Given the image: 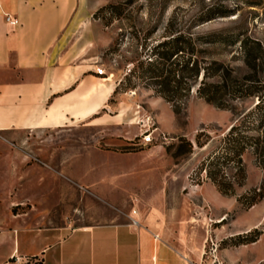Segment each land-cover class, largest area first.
I'll use <instances>...</instances> for the list:
<instances>
[{"label":"rangeland","instance_id":"obj_1","mask_svg":"<svg viewBox=\"0 0 264 264\" xmlns=\"http://www.w3.org/2000/svg\"><path fill=\"white\" fill-rule=\"evenodd\" d=\"M117 1L121 0H88V9L69 38L76 54L90 61L92 87L109 85L115 91L124 72L152 45L167 39V32L172 30L228 33L234 38L242 35L240 41L257 40L264 48V0H126V17L105 28L94 14ZM120 33L124 35L121 52L105 56ZM212 56L241 82L251 75L239 46L233 51H214ZM214 59H206L205 64ZM101 74L111 80L97 76ZM203 76L204 71L193 84L179 116L170 103L138 84L125 92L113 91L107 109L97 115L106 117L98 119L96 125L76 122L53 134H29L22 141L0 136V182L8 177L9 150L19 148L33 147L41 154L31 161L23 157V167L52 165L65 171V178L58 177L59 185L65 183L63 193L58 192L56 179H49V192L37 200H29L31 193L25 192L9 210L7 199H0V215L3 210L21 214L25 222L38 224L36 218L48 213L57 222L56 216L62 212L66 223L77 224L85 221L84 217L93 220L90 214L96 215L98 223L124 222L134 209L142 207L177 211L187 226L186 235L194 242L202 241L199 264H264V199L253 206L246 201L255 190L264 189V167L256 162L251 150L247 151L243 155L242 186L237 184L234 166L227 167L226 176L235 188V194L228 196L218 191L205 169L209 156L220 149L231 127L239 124L259 100H230L231 109L217 108L196 94ZM219 80L215 77L209 82ZM121 110L124 115L117 117ZM136 122L138 125H134ZM148 131L155 142L142 146V135ZM73 171L96 178V184L92 188L73 184L67 180ZM26 180L24 176L19 179L20 188ZM34 186L35 182L29 184L32 189ZM7 244L5 248L10 247ZM10 264L43 263L27 258Z\"/></svg>","mask_w":264,"mask_h":264},{"label":"crops","instance_id":"obj_2","mask_svg":"<svg viewBox=\"0 0 264 264\" xmlns=\"http://www.w3.org/2000/svg\"><path fill=\"white\" fill-rule=\"evenodd\" d=\"M86 9L88 0H0V136L22 141L35 132L53 134L76 122L96 125L106 117L97 115L107 109L114 88L92 87L90 61L78 56L69 43ZM7 15L17 18L19 25H10ZM123 115L124 110L116 114ZM165 127L169 130L171 126ZM37 155L41 154L33 147L9 150L8 177L0 182V199H7L9 210L23 193L30 191L29 200H37L49 192V179H56L59 185L58 177L65 178L60 166L23 167V157L31 161ZM22 176L27 180L20 188ZM67 180L85 188L96 184V178L74 171ZM33 182L32 189L29 184ZM64 188L61 182L57 190L63 193ZM136 210L124 222L98 223L96 215L90 214L93 220L84 217L77 224L66 223L62 212L56 216L57 222L48 213L36 218V224L3 210L0 264L27 258L43 264L200 263L202 241L194 242L186 235L187 226L179 212ZM8 242L10 247L5 248Z\"/></svg>","mask_w":264,"mask_h":264},{"label":"trees","instance_id":"obj_3","mask_svg":"<svg viewBox=\"0 0 264 264\" xmlns=\"http://www.w3.org/2000/svg\"><path fill=\"white\" fill-rule=\"evenodd\" d=\"M128 4L126 0L110 2L100 7L94 18L105 28H109L116 20L126 17L125 8ZM167 34V39L152 45L145 56L138 58L136 64L124 72L114 94L134 89L140 84L170 103L175 114L179 116L184 101L192 93L193 84L204 71L203 80L196 94L217 108L231 109L230 100L257 97L259 101L256 106L243 116L239 124L231 127L220 149L209 156L205 168L208 177L221 194L233 195L235 188L226 176L227 167L233 165L236 169L239 186L244 184L243 155L247 151L251 150L256 162L264 167V48L257 40L245 38L240 41L242 35L234 38L228 33L202 34L191 30L176 32L172 30ZM123 40L124 35L118 34L106 50L105 56L119 54ZM236 46H239L240 52L244 54V64L251 72L243 82L233 78L224 63L212 56L214 51H233ZM209 58L214 60L205 64ZM97 76L107 77L105 74ZM215 77H219L220 80L209 82ZM189 145L192 148L191 142ZM263 199L264 189H261L255 190L246 201L248 206H253Z\"/></svg>","mask_w":264,"mask_h":264},{"label":"built area","instance_id":"obj_4","mask_svg":"<svg viewBox=\"0 0 264 264\" xmlns=\"http://www.w3.org/2000/svg\"><path fill=\"white\" fill-rule=\"evenodd\" d=\"M7 22L12 25V26H17L19 25V20L17 18H14L10 15H7ZM155 142V137L153 136L152 133H150L149 131L146 132L145 134L142 135V139H141V144L142 146H149V145H152L154 144ZM137 210L134 209L132 211L133 214H136ZM134 223H138L137 220L135 219H132ZM6 264H10V263H6Z\"/></svg>","mask_w":264,"mask_h":264},{"label":"bare ground","instance_id":"obj_5","mask_svg":"<svg viewBox=\"0 0 264 264\" xmlns=\"http://www.w3.org/2000/svg\"><path fill=\"white\" fill-rule=\"evenodd\" d=\"M135 124L138 125V122H136Z\"/></svg>","mask_w":264,"mask_h":264}]
</instances>
